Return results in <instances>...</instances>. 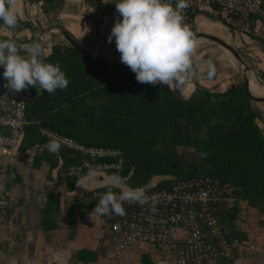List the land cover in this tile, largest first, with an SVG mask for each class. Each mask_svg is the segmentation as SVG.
I'll return each instance as SVG.
<instances>
[{
	"label": "trees",
	"instance_id": "obj_1",
	"mask_svg": "<svg viewBox=\"0 0 264 264\" xmlns=\"http://www.w3.org/2000/svg\"><path fill=\"white\" fill-rule=\"evenodd\" d=\"M25 1L41 4L44 13L53 12L61 4V0ZM260 7L264 11V2ZM248 18L250 22L259 19L254 15ZM218 22L229 29L225 21ZM2 27L14 35L30 24L19 20L9 30L0 22V31ZM0 39L15 41L2 35ZM251 39L264 53V38ZM40 59L58 63L68 85L51 94L39 87L38 93L25 100L29 125L18 151L42 148L41 157L35 160L44 162L49 173L59 168L67 191L73 190L80 177H68L65 171L85 157L62 146L57 153L50 152L46 145L51 139L42 136L41 130L87 148L119 151L120 173L110 170L105 175L122 181L129 190L147 189L155 179L159 180L152 190L166 187L173 180L208 176L230 185L239 200L264 216V134L257 125L260 112L241 83L230 84L224 92L196 84L184 98L165 85L138 82L128 66L109 64L102 58L88 59L67 44L52 45ZM4 81L0 76V88ZM87 194L96 206L95 192ZM52 200L48 203L57 204L58 196ZM240 211L241 206L235 204L220 214L222 227L231 240L245 239L237 231Z\"/></svg>",
	"mask_w": 264,
	"mask_h": 264
},
{
	"label": "crops",
	"instance_id": "obj_2",
	"mask_svg": "<svg viewBox=\"0 0 264 264\" xmlns=\"http://www.w3.org/2000/svg\"><path fill=\"white\" fill-rule=\"evenodd\" d=\"M18 4L23 11L19 20L26 21L30 27L14 35L2 27L0 35L31 45L37 44L42 30L60 27L90 56L102 58L109 64L126 66L120 61L114 39L112 42L108 41L114 21L120 18H105L99 29L101 49L96 41L95 26L101 14L117 13L112 0H61L59 8L50 13H44L41 4H29L25 0H18ZM211 12V9L204 8L201 14L193 18L191 26L194 30L204 32L205 29L213 35L220 33V27L206 25L211 19ZM259 14L264 17L262 9ZM255 24L258 26L256 32L264 27L259 19ZM242 41L246 45L252 44L245 37ZM52 45H66L63 37L56 31L42 35V53L48 54ZM255 48L258 47L254 46ZM195 50L196 53L190 61L189 74L183 76L174 86L171 85L172 89L180 87L184 98L194 91L196 84L215 92H224L232 84L231 71L223 69L222 64L216 65L221 59L212 56L217 51L210 46L198 44ZM25 57L27 58V54ZM256 65L264 67V61ZM250 83L251 81L249 85ZM38 91L39 85H36L13 93L3 85L0 88V111L10 107L16 98L29 100ZM41 155L42 148L39 147L24 153L16 151L5 158L0 155V164L10 163L18 174L13 197L21 232L15 248H0V264H166L156 256L111 254L108 251L102 239L100 214L93 211L95 206L90 202L87 193L107 189L129 190L124 183L120 180L114 183L117 179L105 174L88 173L81 176L69 192L65 188L63 173L59 168L49 173L44 162L35 160ZM54 196H58V203H48ZM239 217V220L245 219L241 230L245 239L233 264H264V256L260 254V242H264V225H259V222H264V216L246 203L241 205ZM80 252L82 255H78Z\"/></svg>",
	"mask_w": 264,
	"mask_h": 264
},
{
	"label": "built area",
	"instance_id": "obj_3",
	"mask_svg": "<svg viewBox=\"0 0 264 264\" xmlns=\"http://www.w3.org/2000/svg\"><path fill=\"white\" fill-rule=\"evenodd\" d=\"M188 27L193 18L204 11L214 10L221 21L233 17L247 19L259 10L261 0H185L186 7L176 8L178 0H169ZM26 101L16 98L10 107L0 111V155L5 158L18 151L25 128ZM41 135L58 139L60 145L85 157L78 165L70 166L68 177H83L85 171L101 173L113 170L120 173V152L110 149L87 148L69 138L46 130ZM113 162L101 163L99 160ZM0 248L10 250L20 239L19 221L13 188L18 174L10 163L0 164ZM111 191H98V200ZM146 202L121 201L124 215H100L102 239L111 254L135 253L156 256L166 264H225L235 261L243 240L229 239L220 222L224 209L246 202L239 200L228 184L208 176L173 180L156 190H141Z\"/></svg>",
	"mask_w": 264,
	"mask_h": 264
},
{
	"label": "clouds",
	"instance_id": "obj_4",
	"mask_svg": "<svg viewBox=\"0 0 264 264\" xmlns=\"http://www.w3.org/2000/svg\"><path fill=\"white\" fill-rule=\"evenodd\" d=\"M120 19L114 21L108 41L114 39L120 61L128 66L140 83L175 85L186 75L191 57L197 47V38L181 22V16L169 0H112ZM187 5L178 0L176 8ZM23 11L18 0H0V22L9 30L14 29ZM22 53L27 54V58ZM39 44H18L0 39V69L6 83L4 87L15 93L29 86L39 85L48 93L63 90L68 79L60 65L40 59ZM52 153L61 147L58 139L47 143ZM91 175V173L89 174ZM118 182L117 181H114ZM146 202L139 189L123 191L118 195L108 191L94 208L100 215H124L121 201Z\"/></svg>",
	"mask_w": 264,
	"mask_h": 264
},
{
	"label": "rangeland",
	"instance_id": "obj_5",
	"mask_svg": "<svg viewBox=\"0 0 264 264\" xmlns=\"http://www.w3.org/2000/svg\"><path fill=\"white\" fill-rule=\"evenodd\" d=\"M263 3L264 0H261ZM261 10V7L259 6V10L255 14H250L254 16H258L259 20L264 25V17L259 14V11ZM211 19L207 21L206 25L209 26H218L220 27V33L216 34L214 36H217L224 42H226L228 45H230L233 49H235L240 58L242 59L244 63V67L248 68V73H246V76L248 77V80L251 81L250 88L257 91L258 93H262L261 91H264V67H258L256 64L264 61V53L261 51V49L258 46V43L255 40H252L251 37H259L264 38V27H260L259 31L256 32V29H258V26H256L255 22H250L249 18L247 19H238V20H224L225 23L228 25L229 29L224 27L220 22H218L220 19L217 15L214 14V10L210 13ZM192 27V26H191ZM189 27L190 30L195 35L196 33H207L210 35H213L211 32H207L204 29V32H200L201 30H194V27ZM248 38L250 41H252V44L246 45L243 43V38ZM66 43V42H65ZM241 43V44H240ZM67 44V43H66ZM201 44L204 46H210L213 50H216L217 52H213V57H220L221 62H216V65L222 64V68L225 70L231 71L233 75V79H230L232 83H241L242 79L241 77L244 75V67L240 66L234 58L223 48L219 47L218 45L207 42L204 40H197V45ZM244 45V47H242ZM254 46H257L258 48L254 49ZM197 49V47H196ZM196 50L194 51L191 59L195 55ZM229 58V59H228ZM189 74V73H188ZM230 82V83H231ZM175 89V88H174ZM177 89V87H176ZM184 91V90H183ZM256 97H262L263 96H256ZM256 109L260 112V119L257 121V125L264 134V103H255L254 105ZM159 179H155L153 182H151L149 186H151L154 183H157ZM122 182V181H121ZM123 183V182H122ZM121 190V189H118ZM245 223L244 220H239L237 222V231L238 234L242 235L241 230L243 229V224ZM264 225V222H259V225ZM260 246L262 247L260 254L264 256V242H260Z\"/></svg>",
	"mask_w": 264,
	"mask_h": 264
},
{
	"label": "water",
	"instance_id": "obj_6",
	"mask_svg": "<svg viewBox=\"0 0 264 264\" xmlns=\"http://www.w3.org/2000/svg\"><path fill=\"white\" fill-rule=\"evenodd\" d=\"M107 17L120 18V16H119L118 13H110V12H104L99 17V19H98V21L96 23V26H95V36H96V41H97L98 46H99L100 49H101V44H100L99 29H100V26H101L102 22ZM49 31H56L58 34H60L63 37L64 41L67 43L68 46H70L71 48L77 50L78 52H80L86 58H88V59H97V58H94V57L90 56L89 54H87L80 47V45L74 39H72L60 27H50V28H47L45 30H42L41 33H40V35H39V39L37 41V44L40 45L42 35H44L46 32H49ZM194 36L197 38V40H204V41H207V42H211V43H214V44L218 45L219 47L223 48L225 51H227L234 58V60L240 66L244 67V63H243L242 59L240 58L238 52L235 49H233L230 45H228L226 42H224L223 40H221L220 38H218L217 36L210 35V34H207V33H196ZM248 71H249L248 68H245L244 67V72H243L244 75L241 77V79H242V81H241L242 88H243V90L245 91L246 95L248 96V98L251 101H253L254 103H264V98H262V97H256V96H254V95L251 94L249 80H248V77L246 76V73H248ZM188 73H189V70L186 73V75ZM165 87L169 91L175 93L177 96H182V89L180 87L178 89H176V90L172 89L171 85L168 86V85L165 84ZM9 96H10V94H9ZM155 185H156V183L152 184L147 189H151Z\"/></svg>",
	"mask_w": 264,
	"mask_h": 264
},
{
	"label": "bare ground",
	"instance_id": "obj_7",
	"mask_svg": "<svg viewBox=\"0 0 264 264\" xmlns=\"http://www.w3.org/2000/svg\"><path fill=\"white\" fill-rule=\"evenodd\" d=\"M229 59V58H228ZM185 91V90H184ZM250 92H251V94L252 95H254V96H263L264 95V91H261L262 93L260 94V93H258L257 91H255V90H253V89H251L250 88Z\"/></svg>",
	"mask_w": 264,
	"mask_h": 264
}]
</instances>
